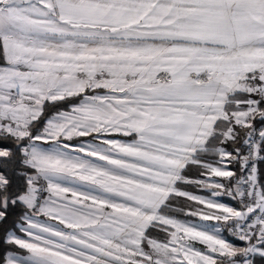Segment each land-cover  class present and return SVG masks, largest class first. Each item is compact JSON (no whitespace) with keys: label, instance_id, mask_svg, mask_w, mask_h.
Here are the masks:
<instances>
[{"label":"snow or ice","instance_id":"6c2138e0","mask_svg":"<svg viewBox=\"0 0 264 264\" xmlns=\"http://www.w3.org/2000/svg\"><path fill=\"white\" fill-rule=\"evenodd\" d=\"M0 264H264V0H0Z\"/></svg>","mask_w":264,"mask_h":264}]
</instances>
